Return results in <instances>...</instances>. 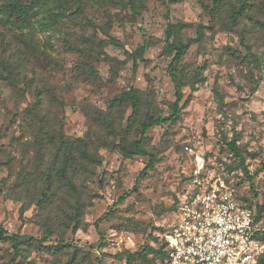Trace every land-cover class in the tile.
Returning <instances> with one entry per match:
<instances>
[{"label":"rangeland","instance_id":"374dc122","mask_svg":"<svg viewBox=\"0 0 264 264\" xmlns=\"http://www.w3.org/2000/svg\"><path fill=\"white\" fill-rule=\"evenodd\" d=\"M45 5L33 18L51 17L44 28L35 22L19 30L0 16V33L30 34L48 51L30 55L22 68L32 76L36 67L49 81L48 100L31 122L22 112L37 101V90L21 96V83L0 81L6 93L0 100V229L23 242L48 238L38 242V250L21 246L30 264H161L145 245L170 221L177 193L199 166L201 178L224 181L259 213L263 208L264 218V0L218 5L215 0H48ZM242 5L245 12L235 17ZM177 22L187 23L184 41L196 39L200 25L203 36L177 65L184 84L181 118L147 131L146 148L155 161L142 174L150 156L125 157L106 147L120 137L96 119L100 113L112 119L127 144L139 139L135 127L129 137L124 132L132 109L127 104L110 109L111 100L131 87L145 93L140 119L170 114L176 96L166 30ZM85 63L95 76L88 75ZM61 132L87 138L100 163L76 158L73 165L70 152L57 153L47 136ZM65 163L75 189L58 172ZM61 243L69 245L63 252L56 249ZM14 248L0 240V264H12ZM132 252L146 259L137 255L128 262Z\"/></svg>","mask_w":264,"mask_h":264},{"label":"trees","instance_id":"16d2710c","mask_svg":"<svg viewBox=\"0 0 264 264\" xmlns=\"http://www.w3.org/2000/svg\"><path fill=\"white\" fill-rule=\"evenodd\" d=\"M219 1L220 0H215V4L218 5ZM47 2L48 0H5V4H2L0 6V16H5V18L8 20L7 22H11L12 26H15L19 30L30 28L35 25V22H39L41 28H44L50 23L49 20L52 19L51 17L48 20L46 19V21H35L33 18L37 14V9L39 7L46 6L45 4ZM245 8L246 6L242 5L238 9V11L235 12V17L242 15L245 12ZM7 22L5 20L4 23H1L6 25ZM56 22L57 20L54 19V22H51V24L55 26L54 24ZM186 26L187 23L184 22L171 23L169 24L166 30V47L168 51L173 54L172 61L168 66V71L174 83L176 96L175 100L170 105L171 111L169 115L163 116L160 114L157 115L147 113L143 118L140 119L139 114L141 106L143 105V97L145 96V93L138 88L131 87L129 90L122 92L119 95H116L111 100L110 109L112 106H120L126 104L132 109L131 114L127 118V125L124 130L125 135L129 137L133 130V127H135V133L140 136L139 139L133 140L131 144H127V138L121 136V134L116 130L114 121L112 119L107 118V116H103V118L102 114L98 112L100 114L96 120L100 121L101 119V121L106 124V128L111 132V134L117 133V136L120 137V141L118 143H107V145H105L106 147L118 150L125 157H134L135 155L150 156L149 164L146 166V168H144L142 174H144L146 170L149 169L155 161V156L152 153L148 152L146 148V143L148 140L147 131L157 125L175 123L181 118L183 109L181 102L184 98V84L182 79L178 75L177 65L187 54L189 48L195 42V40H199L203 36V26L200 25L197 29L196 39H189L187 41H184L181 32L184 28H186ZM8 33L10 34L9 37H6L5 34L0 33V81L4 85H9L12 87H16L18 86V84L21 83V85H23V88L20 91L21 96L31 95L32 92H35V90H37V101L32 104L31 108L27 107L25 111L22 112L24 120L31 122L35 119L36 116L39 115L40 111L45 106V103L48 100V97L50 95V91L48 89L49 81L41 77V74L37 72L38 69L36 67L33 68L32 76L24 74L22 68H24V66L28 64L30 55H47V46L46 44L41 45L40 43L35 41L30 34L16 32L12 29H10ZM112 42L114 45L121 49L125 48L124 45L121 44L118 40L113 39ZM145 50V45L139 49L138 57L140 59L143 58ZM87 54L90 56L91 53ZM44 60L48 63L47 58ZM52 64L53 61L50 60L48 66H51ZM85 64H83V67L87 68L88 75L95 76L97 74V71L89 63ZM41 81H44L46 84L41 86L40 84H38L41 83ZM4 95L6 96V93L2 91L0 93V100L5 97ZM86 114L93 120H95V115H91V113H89L88 111H86ZM41 132L44 133V130H41ZM47 137L51 140V142H54L56 144L57 153L60 151H63L64 154H66V152L71 153V160L73 162V165V160L76 158L91 164L100 163V159L98 158L97 154L90 151V141L87 138L71 139L66 137L62 132L59 133V135L57 136ZM230 144L232 150H234L239 155V150L236 144L234 142ZM68 160L69 158L66 159V162ZM58 172L62 176V179L70 181V185L75 189L74 183L70 180L66 163L65 165H63V167L59 169ZM48 177L50 178L51 174H49ZM121 199L123 200V197ZM238 199L244 205L251 207L255 210L258 221H260L262 226L264 227V218L262 217L263 208L260 209L259 213L256 206L247 203L245 199L239 196ZM176 208L177 195L173 202V211ZM77 218L78 217L75 216L73 220H77ZM164 230L165 228L161 226L159 231L153 236L155 240L154 243H147V245H145V249H147L151 253H155L158 258L161 259V264H167V260L169 258V253L166 249V244L163 238L158 235L159 232H163ZM260 238L264 242V230L260 235ZM0 240L4 242H11L14 245L15 258H13L12 264H30V262L27 260V256L23 252L25 248L21 247L22 245H25L26 249L38 250V242L41 244L48 242L47 237L37 239L33 236L29 237V240L27 242H23L18 234H10L3 229H0ZM67 246L69 245L61 243L57 245L56 249L60 250V252H63L64 248H66ZM137 255H141L144 259H146V256L144 257L141 252H132L128 254L127 261L131 262L132 259ZM263 255L264 252L260 255L257 264H264ZM18 257L22 258L21 263H18L16 261Z\"/></svg>","mask_w":264,"mask_h":264},{"label":"built area","instance_id":"2783aa9c","mask_svg":"<svg viewBox=\"0 0 264 264\" xmlns=\"http://www.w3.org/2000/svg\"><path fill=\"white\" fill-rule=\"evenodd\" d=\"M201 169L177 193V208L158 233L169 253L167 264H257L264 227L255 210L224 181L206 182Z\"/></svg>","mask_w":264,"mask_h":264}]
</instances>
